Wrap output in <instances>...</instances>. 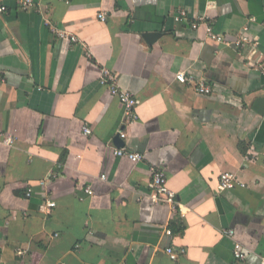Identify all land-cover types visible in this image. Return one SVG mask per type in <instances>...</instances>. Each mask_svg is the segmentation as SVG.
<instances>
[{
    "label": "crops",
    "instance_id": "0c3cea01",
    "mask_svg": "<svg viewBox=\"0 0 264 264\" xmlns=\"http://www.w3.org/2000/svg\"><path fill=\"white\" fill-rule=\"evenodd\" d=\"M34 1L25 11L0 0V264H261L264 0ZM180 9L230 43L248 28L258 46L212 42L176 22ZM104 69L141 101L130 127L100 85ZM179 72L212 94L179 84ZM122 148L143 161L114 156ZM151 167L166 173L177 211L152 203ZM226 172L246 187L219 192ZM170 246L186 254L173 261Z\"/></svg>",
    "mask_w": 264,
    "mask_h": 264
},
{
    "label": "built area",
    "instance_id": "2783aa9c",
    "mask_svg": "<svg viewBox=\"0 0 264 264\" xmlns=\"http://www.w3.org/2000/svg\"><path fill=\"white\" fill-rule=\"evenodd\" d=\"M67 5H71L72 0H63ZM20 5L23 10H31L34 9L36 4L34 0H20ZM210 7V6H209ZM8 12V8L6 5L0 2V20L3 16ZM98 19L101 22H106V14L100 13L98 15ZM175 20L178 23L187 24L192 29L198 30L200 27H204L206 29V35L208 39L217 44L232 46L236 49H245L247 47L257 48L258 42L256 39H251L248 35V28H245L242 33H240L237 39L230 43L227 42L225 37L221 34L216 33L213 28L207 23V16H201L197 18L195 21L190 22L188 12L184 9H180L176 16ZM54 32L59 36V38L64 39L65 34L62 31L54 30ZM73 42H77L76 38H72ZM176 82L182 85H192L195 88V91L209 96L212 94V88L202 80H198L194 75L187 74L185 72H179L176 74ZM100 85L109 90L111 97L116 98L122 108H123V124L124 127L132 126L138 120V108L141 104V101L131 92L125 91L121 89L118 85L117 76L112 71L108 69H104L102 71V75L100 78ZM84 133L86 136H90L92 134V130L88 127L84 128ZM121 139H125L127 137L126 131H121L119 133ZM2 142L6 145H13L14 139L12 136H1ZM114 156L120 158H126L131 163L137 164L143 161L144 157L141 153L132 152L125 148L115 149ZM152 181L150 183V198L153 204L157 205L160 203L168 204L172 207L174 211H177V202H176V194L170 190L168 187V179L166 173L157 168H150ZM102 180H106L107 177L103 175L101 177ZM41 185L45 186L46 181H41ZM246 185L243 181H241L237 174L234 173H222L219 179V192L223 193L226 191H231L237 188H245ZM86 194L89 196L93 195V191L90 187L85 190ZM33 190L29 188L26 193V197L29 198L32 196ZM56 208V204L54 202L47 203V209L51 210ZM225 234L233 238L235 236V232L233 230L225 231ZM166 235L168 237H173L174 232L172 229H168L166 231ZM234 257L238 261H243L246 258V253L243 251V247L239 242H235L234 244ZM165 253L170 257L171 260L177 261L180 257L186 254L185 249H176L173 246L168 247L165 250ZM261 264H264V260Z\"/></svg>",
    "mask_w": 264,
    "mask_h": 264
}]
</instances>
